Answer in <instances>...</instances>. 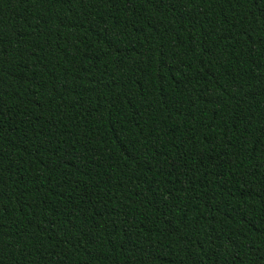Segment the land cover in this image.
Segmentation results:
<instances>
[{
    "label": "trees",
    "instance_id": "16d2710c",
    "mask_svg": "<svg viewBox=\"0 0 264 264\" xmlns=\"http://www.w3.org/2000/svg\"><path fill=\"white\" fill-rule=\"evenodd\" d=\"M0 264H264V0H0Z\"/></svg>",
    "mask_w": 264,
    "mask_h": 264
}]
</instances>
